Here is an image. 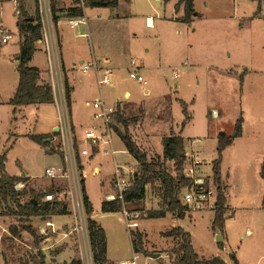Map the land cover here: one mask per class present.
<instances>
[{"label":"rangeland","instance_id":"374dc122","mask_svg":"<svg viewBox=\"0 0 264 264\" xmlns=\"http://www.w3.org/2000/svg\"><path fill=\"white\" fill-rule=\"evenodd\" d=\"M196 3L202 19H194L190 24L163 20L175 14L172 3L165 0H120L116 8H86L85 23L74 28L69 27L68 18H62L59 29L64 40L59 62L62 56L75 88V107L68 122L75 125L73 134L80 136L75 137L78 149H86L84 131L93 130L96 134L105 131L102 121L94 119V100L102 99L107 106L115 108L116 100L123 101L119 105L128 122V132L149 160L160 159L173 176V163L163 158L161 139L178 134L185 140L184 169L191 164V154L196 155L201 161L200 175L207 177L214 187L212 166L218 158L216 148L221 134L226 139L233 136L238 119L249 116L244 137H235L231 147L221 152L219 175L226 196L223 232L232 250L228 259L236 254L239 264H264V181L258 174L264 160V75L257 72L248 76L242 90L239 77L221 83L215 69L207 70L211 65L231 68L237 74L247 69L260 70L264 65V30L260 27L264 24V0L260 9L262 17L243 29L241 18L258 11V0H236L235 3L196 0ZM16 8L14 0L0 1V33L5 34L6 29L12 34L5 44L1 43L0 35V157L4 159L8 175L26 178L20 182L24 185L19 190L23 193L21 203L32 198V192L46 195L59 189L58 193H52L53 200L43 202V197L40 203H48L50 207L63 203L66 214L28 219L0 216V264H33L31 257L37 253L36 246L23 226L32 227L37 234L47 264H69L72 259L95 264L87 233L81 179L92 205L90 216L105 233L107 264L129 261L134 253L123 211L128 213V221L138 223V228L131 231L141 235L142 255L147 257L139 264H175L177 243L163 233L179 226L190 233L192 247L200 260L222 255L215 240L218 232L211 229L215 206L194 214L185 213L183 219H175L170 213L160 219L144 218L145 205L153 210L162 208L158 183L148 185L145 205L143 201L123 203L121 212H101L104 197L113 193L111 178L115 165L139 170L115 132L114 127L125 133L122 124L110 125L111 143L102 145L94 157L78 155L82 168L76 165L71 143L69 147L63 146L56 133L46 148L30 140L28 135L51 132L50 128L60 124L65 116L55 104L57 94L52 103L29 105L15 112L7 103L12 87L17 84V76L13 75L16 73L13 60L19 48ZM183 14L180 8L177 15ZM117 15L124 18L117 20ZM146 17L153 20V24L149 23L151 26L146 25ZM35 49L32 63L42 70L48 69L42 46L37 45ZM103 59H108V63H102ZM93 60L101 67L99 74L93 69L82 73L79 62ZM131 60H135L134 66L130 65ZM139 65L147 69L137 70ZM175 68L178 76L174 79ZM105 69L113 72L111 84L98 86L97 76ZM132 71L142 76L146 86L129 78ZM125 92H129V97L123 96ZM175 98L186 105L189 122L183 129V107ZM87 101L90 105L85 106ZM51 148L64 150L63 167L60 155L48 152ZM106 148L116 153L104 155L102 150ZM47 169H61L64 176L48 179ZM10 226L17 228L15 237L8 232ZM247 230L253 234L247 235ZM252 244L257 246V254L250 256ZM157 254L159 257H151Z\"/></svg>","mask_w":264,"mask_h":264},{"label":"trees","instance_id":"16d2710c","mask_svg":"<svg viewBox=\"0 0 264 264\" xmlns=\"http://www.w3.org/2000/svg\"><path fill=\"white\" fill-rule=\"evenodd\" d=\"M58 0H48L50 14L52 17V22H57L56 13ZM85 8H116L118 6V0H83ZM166 2L170 0H165ZM194 0H179L178 4L183 5L184 17L181 20L183 23H189L193 16H197V13L193 9ZM259 3L262 0H258ZM17 16V30L20 38L19 50L16 54L15 60L17 65L15 69L18 73V83L13 97L9 100L8 104L13 107V112L18 108L52 103L53 101V90L47 85H39V71L35 67L29 65L33 53L35 51V44L41 38L42 23L40 19V14L38 8L36 9L35 15L29 17L26 13L21 0H15ZM84 9L78 5V0L74 2V6L69 8L66 16L70 18H79L84 16ZM65 100L67 104V109L70 108V88L65 85ZM181 103L182 114L184 119L182 120L181 129L189 122L187 117L186 105ZM114 122L116 124H122L125 128V133H120L119 130L115 128V132L119 136L120 141H122L127 153L134 158L139 166L137 174L134 175V179L131 187L126 191L124 195V202H141L145 201V187L148 185L159 184L162 208L159 210H146L144 211V218L147 219H160L166 216L167 213L172 214L175 219H183L185 216V208L180 204L179 192L182 188L190 184L189 179L182 175L184 164L186 162L185 157V144L184 139L178 134H170L169 137H163V158L171 161L173 163L174 175L172 176L167 172L164 162L158 160H149L146 153L139 147L134 140H132L128 132V122L125 120L121 113L119 105L116 108V112L113 115ZM242 123L241 119H238L237 127L235 129L234 136L240 134V125ZM55 133L52 134H32L28 135L30 140L38 145H42L46 148ZM220 137L216 151L218 158L213 161L212 175L214 177V184L216 186V203L214 209V218L211 223L212 231L223 233V225L225 221L226 214V196L224 193V188L221 186V176L219 175L220 164L222 160L221 152L230 145L231 139ZM74 152L76 153L75 160L76 165L81 167V160L78 156L77 143L74 142ZM48 152L58 153L63 161L64 165V154L61 150L57 148H51ZM260 178L264 181V160L260 165L259 172ZM26 181V178L19 176H10L6 173L4 169V159L0 157V216H6L10 218L18 219H28L31 217H46V216H56L65 215V205L63 203H55L51 207L48 203L41 204L40 200L44 197V193L36 194L32 192V198L27 202L21 203V198L23 196L22 191H16L15 185L20 182ZM80 185L82 188V199L83 206L85 210V215L87 216L86 225L87 233L90 244V251L93 256V261L95 264H107L108 259L106 257V237L104 230L99 226V224L93 220L90 215L92 214V205L88 200V197L84 190V181L80 180ZM60 190H51V193H58ZM262 205L264 206V196L262 200ZM50 207V208H49ZM102 213H116L121 212L122 205L118 200L115 201H103L100 206ZM23 230L31 235L34 240L36 255L32 256L33 264H47L45 261V255L43 251L39 248V238L32 227L23 226ZM9 234L16 236L17 228L15 226H10L8 229ZM164 236L170 237L177 243V259L175 264H225V262L215 256V258L208 260H200L198 255L195 253L194 248L191 244V235L186 230L181 227L171 228L170 231L163 233ZM131 237V249L134 253L142 254L144 249H142V237L139 233L130 231ZM217 247L222 249V243H216ZM69 264H82L80 259H72Z\"/></svg>","mask_w":264,"mask_h":264},{"label":"built area","instance_id":"2783aa9c","mask_svg":"<svg viewBox=\"0 0 264 264\" xmlns=\"http://www.w3.org/2000/svg\"><path fill=\"white\" fill-rule=\"evenodd\" d=\"M46 2V10L42 12L43 20L41 19L42 29H45V32L42 34L41 29V38L39 41H42L45 45V54L48 60L49 71L53 75L54 85L52 84L53 90V99H56V94L58 95V101L55 102L61 115L65 116V120H61V123L56 127L54 133L61 137L63 141V146L69 147L71 143V147L74 151V142H76L75 137L76 135L73 134L72 126L68 122L69 117V110L67 109V104L65 100V86L63 85L62 81V68L59 63V48L56 39L51 34V25L48 27L47 25L50 24V9L48 0ZM15 3V0H14ZM78 5L81 8L84 7V1L78 0ZM40 14V13H39ZM52 18V17H51ZM52 21V19H51ZM85 23L84 17H79L76 20L69 19L68 24L70 28L77 27L81 24ZM50 30V31H49ZM49 31V32H48ZM1 35V43L5 44L9 41L10 36L7 34L0 33ZM102 63H106L103 61ZM80 71L82 73H86L88 70L93 69L97 74L101 67L99 63L95 60L88 61L86 63L81 62ZM130 65H135V60L130 61ZM174 79L177 78L178 72L177 68L173 69L172 71ZM113 78L112 70L105 69L101 71V76H97V85L98 86H105L111 84V80ZM129 78L135 80L138 84H142L146 86L145 80L142 78L141 75H137L135 71L129 73ZM147 93V92H146ZM92 108L94 109V119L101 120L102 123L105 125V131L96 134L93 130H86L84 131L83 140L87 142L88 147L86 149H78V155L84 157H94L96 154L100 152V147L102 145H110L111 139L109 136V131L112 129L110 125L114 123L113 115L116 112L115 107L107 106L102 99H95L92 103ZM199 141V140H195ZM77 143V142H76ZM78 147V146H77ZM111 147V146H109ZM64 152L63 149H61ZM104 155H111L113 156L116 152L111 148H106L102 150ZM64 154V153H63ZM186 155V154H185ZM191 164H189L185 169H183L182 175H184L187 179H189L190 184L186 187L182 188L179 192V201L180 204L185 208V212L189 214H194L196 212H202L203 210H211L214 208L216 203V186L213 182L214 187H212L211 182L207 179V177H203L200 175V166L201 161L199 158L193 154H191ZM76 161V160H75ZM64 165H62L63 167ZM137 174V171H133L128 169L124 166L115 165L114 171L111 178V190L113 193L108 194L104 197V201H115L118 200L121 202L123 206L124 202V193L129 190L132 185L134 175ZM45 176L48 179H54L56 177H63V172L61 169L54 170V169H47L45 170ZM24 185L21 183H17L15 185V190L19 191ZM58 196V195H57ZM55 196L52 193H47L44 196V201H51ZM126 216V227L131 231V228H137L136 221H128V213L123 211ZM81 231H84L83 227L80 228ZM146 259L142 254L133 253L132 259L129 261H122L117 264H139L141 259ZM143 264H147L143 262Z\"/></svg>","mask_w":264,"mask_h":264},{"label":"crops","instance_id":"0c3cea01","mask_svg":"<svg viewBox=\"0 0 264 264\" xmlns=\"http://www.w3.org/2000/svg\"><path fill=\"white\" fill-rule=\"evenodd\" d=\"M1 1V0H0ZM3 1V0H2ZM75 1H77V0H58L57 1V5H56V8H57V13H56V17H57V22L56 23H53L52 21H51V16H50V24H48L47 26L49 27L50 25H51V34L53 35V37L56 39V41H57V44H58V48H59V50H60V52L62 51V44H63V40H64V37H63V32L59 29V23H60V20L62 19V18H64V19H67L68 18V20L69 19H74V18H70V17H67L66 16V13H67V11H68V9L69 8H71V7H73L74 6V2ZM178 1L179 0H170L169 2H171L172 3V5H173V7H174V12H175V14H173V16L172 17H170V18H163V20H166V21H179L180 23H181V20L183 19V17H184V14L183 15H181V16H178L177 14L179 13V10H180V8H182L183 9V5L182 4H178ZM233 1V3H235V1L236 0H232ZM242 1V0H241ZM252 1H255V0H252ZM21 2H22V4H23V6H24V9H25V11H26V13L29 15V17H33L34 15H35V12H36V9L38 8V10H39V13H40V17H41V19L43 20V14H42V12L44 11V13H45V10H46V2H45V0H21ZM119 2H120V0H118V5H119ZM262 2H263V0L259 3V1H258V7H259V9H258V11H256V12H253L251 15H249V16H246V17H242L241 18V20H242V23H240V27H241V29H243V26H245L246 27V25L248 24V23H250L251 21H253V20H258V18L259 17H262L261 15H260V13L262 12V10H260L261 9V7H262ZM257 7V8H258ZM85 9L86 8H84V18H85ZM89 9H94V8H89ZM193 9H194V11L197 13V16H193L192 17V19L190 20V22L188 23V24H190V23H192V21L194 20V19H202V12L200 11V10H198L197 9V3H196V0H194L193 1ZM117 20H119V19H122V18H124L123 16H120V15H117ZM123 20H125V19H123ZM146 25L147 26H151V25H149V23H150V21L152 22V24L154 23L153 22V20H151V18L150 17H146ZM183 23V22H182ZM1 25V24H0ZM1 27V26H0ZM260 27L262 28V30H264V24H261L260 25ZM50 31V30H49ZM48 31V32H49ZM84 30L82 29L81 30V35L82 36H84L85 34H84V32H83ZM5 34H7V35H9L10 36V39L12 38V34H9V31H7L6 29H4V31H3ZM45 32V29H42V34ZM133 33V32H132ZM41 34V35H42ZM134 34V33H133ZM9 39V40H10ZM68 39V38H67ZM9 42V41H8ZM20 42V38L18 37V43ZM42 46V50H43V52L45 53V45H44V43L42 42V41H38L36 44H35V46ZM18 50H19V48H18ZM35 51H36V49H35ZM34 51V52H35ZM34 54V53H33ZM61 55V54H60ZM33 57V56H32ZM161 60V59H160ZM14 62V66H16L15 65V62H16V60H15V58H14V60H13ZM103 61H106V63H108V59H103ZM81 62H83V61H80L79 63H81ZM60 63V62H59ZM67 63V62H66ZM32 64V65H31ZM29 65L31 66V67H35L38 71H39V80H38V84L39 85H43V84H47V85H49V86H51L52 87V84L54 85V79H53V75H52V73L49 71V66H48V69L47 68H45V70H42L41 68H39V66H37V65H35V64H33L32 63V58H31V61H30V63H29ZM61 68H62V81H63V85L65 86V85H67L69 88H70V108H69V117L70 118H72V116H73V110H74V107H75V100H74V98H73V94H74V92H75V88H74V86L73 85H71V81H70V69H69V67H67L68 66V64H65V60L62 58V56H61ZM212 67V69H215L216 71H214V72H218V76L220 77V80H219V82H224V81H226V80H234V79H236V78H240V80H241V83H242V90H243V87L246 85V80L248 79V76H250L251 74H257V72L259 73V74H261V75H264V65H262V66H260L259 67V69L260 70H257L256 71V69H247L245 72H240L239 74H237V72L236 71H234V70H232L231 68H227V67H217V66H207V70L209 69V68H211ZM136 68H137V70L139 69V70H145V69H147L144 65H139L138 67L136 66ZM16 70V69H15ZM14 76L16 75L17 76V83H18V73H17V71H16V73H14L13 74ZM15 85V84H14ZM16 87H17V84H16V86H13L12 87V89H11V92H12V96H11V98L13 97V95H14V93H15V90H16ZM148 93V91L147 90H145L144 91V93L145 94H147ZM241 95H243V91H241ZM124 97H129V92H125L124 93V95H123ZM11 98H9V100L11 99ZM97 99V98H96ZM9 100L7 101V103L9 102ZM175 100H178V101H181V102H183L182 100H180V99H178V98H175ZM121 102H123V101H119V100H116L115 101V104H113V105H119V104H121ZM184 103V102H183ZM40 105V104H39ZM88 106V105H90L89 103H88V101L87 102H85V106ZM119 107H120V105H119ZM22 108V107H21ZM244 113H242V115H243ZM214 115H216L215 114V112H214ZM249 116H246V115H244L243 117H241V120H242V123H241V125H240V134L238 135V136H234L233 135V137H232V139H231V143H230V145L229 146H227L225 149H224V151L225 150H227V149H229L230 147H231V144L234 142V139H236L235 137H238V138H243L244 137V133H245V125L247 124V118H248ZM58 118V117H57ZM59 125V124H58ZM58 125H56V123L50 128V131L51 132H49L48 134H50V133H53L55 130H56V127H58ZM253 127H256V126H254L253 125ZM72 128L75 130V125L72 123ZM76 133V132H75ZM256 133H257V131H256ZM39 134H44V133H39ZM77 135V134H76ZM257 135V134H256ZM256 135H254V133H253V136H256ZM77 137H80L79 135H77ZM183 139V138H182ZM184 143H185V140H184ZM262 154H264V151H262ZM83 166H84V161H83ZM99 169V168H98ZM23 173V172H22ZM22 173H21V175H22ZM222 181V180H221ZM147 188H148V186H146L145 187V194H146V191H147ZM156 196H158L157 194H156ZM144 205H145V202H144ZM145 208H146V210H153V209H148L147 207H146V205H145ZM145 210V211H146ZM91 217V216H90ZM180 227V226H179ZM137 228H138V223H137ZM184 230V229H183ZM225 232H223L222 234H221V240H220V242L222 243V249H220V252H221V254L222 255H218L217 257H219V258H221L224 262H225V264H239V259L236 257V254H232V257H231V259H228L227 258V256L229 255V254H231V247H229L228 245H227V243L225 242L226 240H227V235H225L224 234ZM246 233H247V235H249V236H251L253 233L251 232V231H249V230H247L246 231ZM218 234H220V233H217L216 235H218ZM215 235V236H216ZM241 237V239H243V237L242 236H240ZM225 238H226V240H225ZM46 240H48V239H46ZM251 247V250L249 251V255L250 256H252V255H254V254H257V246H255V245H253L252 244V246H250ZM42 250V249H41ZM260 254V253H259ZM256 256V255H255ZM257 257V256H256ZM109 261V260H108Z\"/></svg>","mask_w":264,"mask_h":264},{"label":"water","instance_id":"95a60500","mask_svg":"<svg viewBox=\"0 0 264 264\" xmlns=\"http://www.w3.org/2000/svg\"><path fill=\"white\" fill-rule=\"evenodd\" d=\"M15 65H17V62H15ZM221 136H223V134H221ZM22 175H23V173H22ZM215 240L217 241V243L220 242V240H221V234L216 235L215 236ZM151 257L152 258H156V257H159V255L158 254L157 255H153Z\"/></svg>","mask_w":264,"mask_h":264}]
</instances>
